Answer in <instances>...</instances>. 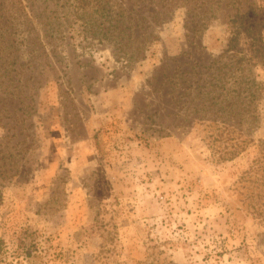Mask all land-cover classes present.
I'll use <instances>...</instances> for the list:
<instances>
[{
	"label": "rangeland",
	"instance_id": "rangeland-1",
	"mask_svg": "<svg viewBox=\"0 0 264 264\" xmlns=\"http://www.w3.org/2000/svg\"><path fill=\"white\" fill-rule=\"evenodd\" d=\"M143 5L0 0V264H264V28Z\"/></svg>",
	"mask_w": 264,
	"mask_h": 264
},
{
	"label": "trees",
	"instance_id": "trees-1",
	"mask_svg": "<svg viewBox=\"0 0 264 264\" xmlns=\"http://www.w3.org/2000/svg\"><path fill=\"white\" fill-rule=\"evenodd\" d=\"M144 4L142 6V10L149 11L148 14L154 17L156 13L162 20V18H166L170 15V13L177 8H184L186 10V14L188 20H186V27L191 32H196L198 28L204 27L209 23L210 18L218 11H225L226 9L233 10L232 20L233 22L238 23L236 26L237 34L244 32L246 36L251 38L252 47L255 46L257 41L262 40V29L264 28V12L259 11L254 7L255 0H141ZM145 24V23H144ZM143 24V25H144ZM142 25V26H143ZM128 28L129 34L131 35L135 29L138 27V23L134 26L126 25L124 22L121 24H115L114 28L121 27ZM232 39L229 40L231 44ZM228 49H224L222 53L219 55L209 58V66L210 68H214V72H209L212 80L209 82L211 87H223L228 82L227 78L231 73H235L237 71L243 72L248 69L244 63H248L252 61L255 57L251 55V57H246L240 52H230L226 53ZM231 77V76H230ZM21 77H18L16 81H20ZM223 80V82H222ZM197 82L196 93L202 94L203 90H206V83L204 82L202 85ZM264 84V82L262 83ZM187 89V87H185ZM200 88V89H199ZM229 90V87L227 88ZM213 89L207 90L205 93H210ZM211 99H213L211 97ZM13 102L12 99H10ZM217 103V102H216ZM24 121L25 118L23 117ZM22 141L25 142V139Z\"/></svg>",
	"mask_w": 264,
	"mask_h": 264
}]
</instances>
